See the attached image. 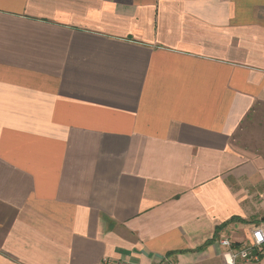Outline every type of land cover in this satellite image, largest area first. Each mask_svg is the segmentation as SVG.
<instances>
[{
    "label": "crops",
    "instance_id": "0c3cea01",
    "mask_svg": "<svg viewBox=\"0 0 264 264\" xmlns=\"http://www.w3.org/2000/svg\"><path fill=\"white\" fill-rule=\"evenodd\" d=\"M256 226L264 0H0V264H227Z\"/></svg>",
    "mask_w": 264,
    "mask_h": 264
},
{
    "label": "built area",
    "instance_id": "2783aa9c",
    "mask_svg": "<svg viewBox=\"0 0 264 264\" xmlns=\"http://www.w3.org/2000/svg\"><path fill=\"white\" fill-rule=\"evenodd\" d=\"M218 243L228 252L227 264H237L238 260L251 262L264 258V230L259 226L252 228V240L248 243H236L228 236L221 237ZM113 264L135 263L119 260Z\"/></svg>",
    "mask_w": 264,
    "mask_h": 264
},
{
    "label": "rangeland",
    "instance_id": "374dc122",
    "mask_svg": "<svg viewBox=\"0 0 264 264\" xmlns=\"http://www.w3.org/2000/svg\"><path fill=\"white\" fill-rule=\"evenodd\" d=\"M222 264V258L215 259V261H209L208 264Z\"/></svg>",
    "mask_w": 264,
    "mask_h": 264
},
{
    "label": "trees",
    "instance_id": "16d2710c",
    "mask_svg": "<svg viewBox=\"0 0 264 264\" xmlns=\"http://www.w3.org/2000/svg\"><path fill=\"white\" fill-rule=\"evenodd\" d=\"M233 220L236 219V218H232Z\"/></svg>",
    "mask_w": 264,
    "mask_h": 264
}]
</instances>
